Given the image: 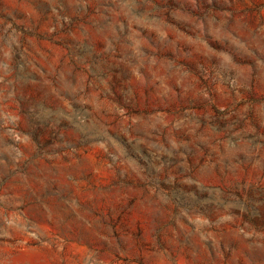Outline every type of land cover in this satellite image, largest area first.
I'll return each instance as SVG.
<instances>
[{"label":"rangeland","instance_id":"374dc122","mask_svg":"<svg viewBox=\"0 0 264 264\" xmlns=\"http://www.w3.org/2000/svg\"><path fill=\"white\" fill-rule=\"evenodd\" d=\"M0 264H264V0H0Z\"/></svg>","mask_w":264,"mask_h":264}]
</instances>
